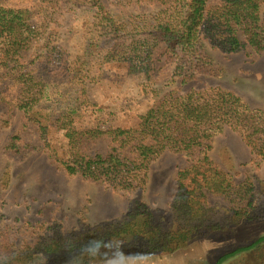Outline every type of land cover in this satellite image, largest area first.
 <instances>
[{
    "label": "trees",
    "instance_id": "trees-1",
    "mask_svg": "<svg viewBox=\"0 0 264 264\" xmlns=\"http://www.w3.org/2000/svg\"><path fill=\"white\" fill-rule=\"evenodd\" d=\"M110 1L114 10L103 0H83L89 7L83 17L87 26L70 34L77 48L55 59L63 65L60 78L72 91L78 89L79 100L86 97L90 65L96 60L122 62L130 72H147L153 51L162 45L174 66L173 82L179 79L185 85L200 76H219L208 48L226 54L248 50L264 54V0H218L213 6L211 0ZM32 18L30 11L0 2V83L8 80L20 87L16 106L39 126L43 147L59 169L115 193L139 197L123 217L95 226L83 224L78 231L40 226L21 244L0 231V264H31L36 257L44 264H92L121 252L144 253L139 257L172 254L211 234L264 221L263 183L252 179L237 183L210 156L214 139L230 129L248 146L253 162L264 164V109L253 108L220 87L185 94L176 90L159 97L137 126L106 129L98 124L78 127L76 110L67 107L54 120L65 139L61 154L48 139L52 125L30 117L49 85L32 68L35 61L23 63L38 37ZM101 138L109 141L110 151L88 155L84 142ZM166 153L190 160L177 174L168 221L157 216L142 196L151 165ZM96 241L98 248L89 247ZM263 243L264 236L223 254L215 264H226Z\"/></svg>",
    "mask_w": 264,
    "mask_h": 264
},
{
    "label": "rangeland",
    "instance_id": "rangeland-1",
    "mask_svg": "<svg viewBox=\"0 0 264 264\" xmlns=\"http://www.w3.org/2000/svg\"><path fill=\"white\" fill-rule=\"evenodd\" d=\"M0 2L7 7L28 10L33 16L38 37L23 63L35 61L32 68L50 86L30 117L33 115L42 123L52 125L48 139L61 154L65 139L54 120L67 107L76 110L73 117L78 127L98 124L106 129L137 126L140 117L159 97L176 90L185 94L190 90L220 87L243 98L251 107L264 109V54L256 55L249 50L226 54L208 48L219 76H200L181 85L179 79L173 82L174 66L162 45L153 51L147 72H130L122 62L96 60L90 65L86 97L79 100L78 89L72 91L60 78L63 65L56 60L59 53L77 48L70 34L87 26L83 17L89 11L88 5L83 0ZM110 2L103 0L108 9L114 10ZM217 3L218 0L210 1L212 6ZM50 53L53 63L49 61ZM19 93L20 87L12 81L0 83V231H6L14 243L21 244L40 226L59 225L61 231L72 232L80 230L83 224L95 226L123 217L139 194L115 193L102 184L81 176L71 177L59 169L43 147L39 126L17 108ZM83 147L90 156L110 151V143L104 138L85 141ZM210 156L237 183L252 179L264 186V164L257 166L253 162L250 149L234 131L226 129L214 139ZM189 165L190 160L185 156L166 153L150 167L148 187L142 196L150 209L166 221L177 190V174ZM262 236L264 221L211 234L172 254H155L138 260L140 264H215L223 254ZM114 256H101L92 264H105ZM31 264H44V260L36 257ZM226 264H264V243Z\"/></svg>",
    "mask_w": 264,
    "mask_h": 264
},
{
    "label": "clouds",
    "instance_id": "clouds-1",
    "mask_svg": "<svg viewBox=\"0 0 264 264\" xmlns=\"http://www.w3.org/2000/svg\"><path fill=\"white\" fill-rule=\"evenodd\" d=\"M135 243V241H132ZM100 246V242L96 241L89 245V247L95 249ZM71 254V251L69 252ZM144 255V253H129L127 256H125L122 252L117 253L116 256L110 257L105 261V264H140V261L138 260L139 256Z\"/></svg>",
    "mask_w": 264,
    "mask_h": 264
}]
</instances>
